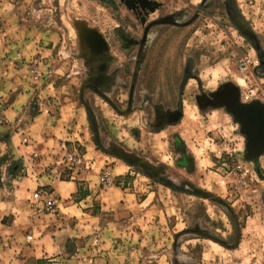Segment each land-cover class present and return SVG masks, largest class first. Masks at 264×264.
Listing matches in <instances>:
<instances>
[{"label":"rangeland","instance_id":"obj_1","mask_svg":"<svg viewBox=\"0 0 264 264\" xmlns=\"http://www.w3.org/2000/svg\"><path fill=\"white\" fill-rule=\"evenodd\" d=\"M242 59L264 0H0V264H264Z\"/></svg>","mask_w":264,"mask_h":264},{"label":"built area","instance_id":"obj_2","mask_svg":"<svg viewBox=\"0 0 264 264\" xmlns=\"http://www.w3.org/2000/svg\"><path fill=\"white\" fill-rule=\"evenodd\" d=\"M247 64L248 61L246 59H242L239 64L240 72L245 73L248 71L253 78L251 81V85L245 90L244 95L248 100L264 106V77H254L251 71L248 69L249 66ZM70 155L72 156V164L75 167L83 169L85 171H88L90 169V166L87 164V160L85 159V156L83 154L74 153ZM233 172L238 173L242 176L251 177L250 170L248 168H245L241 164L235 165L233 167ZM42 199H44L46 208L51 209L53 207L55 202L54 200H52V198H45L44 196H42ZM27 239H31V236L28 235Z\"/></svg>","mask_w":264,"mask_h":264},{"label":"crops","instance_id":"obj_3","mask_svg":"<svg viewBox=\"0 0 264 264\" xmlns=\"http://www.w3.org/2000/svg\"><path fill=\"white\" fill-rule=\"evenodd\" d=\"M10 112L16 113V107L14 104H11L8 108L4 109V111H2L3 115L10 116ZM67 183V182H66ZM71 183L73 186H69L67 184H65L64 186L59 187L58 192H68L67 194L68 197L70 196H75L79 193V184H77L76 182H69ZM60 194V193H59ZM61 195V194H60ZM62 196V195H61Z\"/></svg>","mask_w":264,"mask_h":264},{"label":"water","instance_id":"obj_4","mask_svg":"<svg viewBox=\"0 0 264 264\" xmlns=\"http://www.w3.org/2000/svg\"><path fill=\"white\" fill-rule=\"evenodd\" d=\"M255 105H257V106H261V107H263L264 108V106L263 105H261V104H258V103H256V102H253Z\"/></svg>","mask_w":264,"mask_h":264}]
</instances>
